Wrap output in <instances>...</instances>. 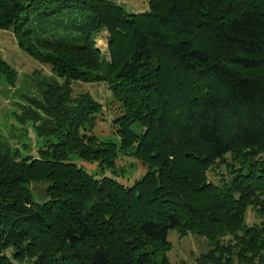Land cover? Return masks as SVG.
Listing matches in <instances>:
<instances>
[{"label": "trees", "instance_id": "obj_1", "mask_svg": "<svg viewBox=\"0 0 264 264\" xmlns=\"http://www.w3.org/2000/svg\"><path fill=\"white\" fill-rule=\"evenodd\" d=\"M147 2L0 0V28L54 74L16 114L37 154L0 137V264H184L167 254L170 229L209 240L196 264H264V0ZM0 73L14 84L1 49ZM72 80L107 83L118 143L91 132L102 103ZM125 155L146 165L130 183Z\"/></svg>", "mask_w": 264, "mask_h": 264}, {"label": "rangeland", "instance_id": "obj_2", "mask_svg": "<svg viewBox=\"0 0 264 264\" xmlns=\"http://www.w3.org/2000/svg\"><path fill=\"white\" fill-rule=\"evenodd\" d=\"M115 1L122 3L128 10L138 11L148 7L147 0ZM51 31L52 29L48 30L46 34ZM106 36V30H102L95 37L96 45L103 52L106 51ZM0 49L3 58L16 69L14 84H9L5 75L0 73V137L8 141L11 148L17 146L22 155L37 154V148L43 142L42 138L37 135L30 120L22 122L16 114L20 112L22 105L29 103L27 95L40 96L38 81L50 78L54 74L49 64L33 58L18 46L10 27L0 28ZM59 80H62V78H59ZM71 86L73 94L88 91L102 103V108L97 114L91 132L95 133L100 139H110L118 143L117 121H114V119L123 112V108L119 100L112 95L107 83L105 81L72 80ZM129 125L135 132L142 130V125L137 120L130 121ZM70 158L91 173L99 175L103 172L99 162L95 159L91 161L83 159L75 152L70 153ZM116 163L125 166L124 175L119 174L118 176L124 183L132 182L146 170L145 164L129 155L117 157ZM104 172L110 174L109 169ZM218 176L219 174H212L213 178ZM34 194L40 195V191L36 190ZM246 220L248 222L258 221L259 214L253 208H249ZM168 239L171 241V248L167 252L169 258L172 261L184 264H196V257L211 246L209 240L204 236L195 233L180 235L175 229L168 231ZM8 252L10 253L9 249ZM12 258L16 264H33L32 259L27 256Z\"/></svg>", "mask_w": 264, "mask_h": 264}, {"label": "water", "instance_id": "obj_3", "mask_svg": "<svg viewBox=\"0 0 264 264\" xmlns=\"http://www.w3.org/2000/svg\"><path fill=\"white\" fill-rule=\"evenodd\" d=\"M32 185L38 187H45L48 185V182L46 180H33Z\"/></svg>", "mask_w": 264, "mask_h": 264}]
</instances>
